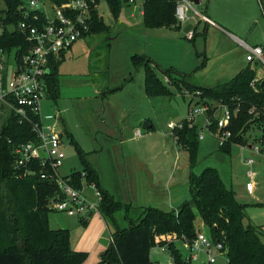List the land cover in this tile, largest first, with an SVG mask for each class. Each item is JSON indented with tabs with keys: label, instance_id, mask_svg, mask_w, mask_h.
<instances>
[{
	"label": "trees",
	"instance_id": "obj_1",
	"mask_svg": "<svg viewBox=\"0 0 264 264\" xmlns=\"http://www.w3.org/2000/svg\"><path fill=\"white\" fill-rule=\"evenodd\" d=\"M20 0H0L8 7V20L20 21L18 12ZM115 19L119 18L128 0H107ZM174 0H146L144 3L143 23L147 28L181 26L175 16ZM4 11L0 7V21L4 20ZM15 13V16H11ZM89 35L109 33L110 27L99 13H93ZM195 37V32H194ZM24 43L18 32L5 30L0 35V49L11 51L18 44ZM131 62L134 69L145 68V91L148 97L170 96L171 89L152 68L153 61L144 55H133ZM62 61L52 64L49 78L50 98H60L58 69ZM164 73L172 84L185 88L189 92H201V99L206 102L222 103L231 108L240 105V111L233 118L230 126V142L219 147L220 152L230 155L234 145L248 144L246 135L251 129H262L264 133V92H256L250 86L255 77L251 66L245 68L232 80L214 88L198 87L173 78L171 70ZM131 74L127 81L131 80ZM182 86V87H181ZM252 108L256 113L251 114ZM182 129L174 130L177 143L188 152L189 185L191 200L185 201L176 210L165 212L155 208H146L137 221H131L129 227L120 228L116 214L124 211L126 218L130 206L117 202L107 191L100 188L96 171L88 164L86 153L71 140L77 154L85 165L83 172H74L69 177L72 184L83 187V181L95 183L102 192L103 201L100 212L111 218L117 226L112 234L114 243L100 256L99 264H150L151 251L158 244V234L173 233L192 240L199 230L196 220L200 218L209 233L224 243L228 249L229 264H264V239L261 229L251 225L245 216V205L239 203L234 192L226 187L219 172L207 168L196 174L199 151V127H189L183 121ZM216 131V125L212 127ZM264 135V134H263ZM32 127L20 124L11 115L2 127L0 134V264H84L88 253L72 248L68 229L53 230L50 225L48 208L50 198L56 193V183L41 180L38 175L18 178L14 169L12 144L34 140ZM264 139V136H263ZM83 173L85 176L83 177ZM84 225L87 220H81ZM160 244L162 241L159 242ZM176 264H187L176 244H172Z\"/></svg>",
	"mask_w": 264,
	"mask_h": 264
},
{
	"label": "rangeland",
	"instance_id": "obj_2",
	"mask_svg": "<svg viewBox=\"0 0 264 264\" xmlns=\"http://www.w3.org/2000/svg\"><path fill=\"white\" fill-rule=\"evenodd\" d=\"M207 3V2H206ZM198 7L199 12H206L207 4ZM140 4L137 6L125 5L119 18L115 19L107 4H103L100 9V15L104 18L107 25L110 27L109 33L91 35L85 41L80 42L79 45H83V48L75 47L73 51L67 52L65 60L59 66L60 74V87H61V99L57 106H62L63 103L68 107L67 115L69 116V122L75 127L77 139L81 142V145L86 146L88 149L91 147V143L86 129L96 131L99 126L104 129L107 128L97 115L94 114L95 109L99 105L98 100L91 99L96 96V90H103V88L109 87L111 89L116 88L119 84L118 79L122 74L126 66H132L130 63V57L134 54H142V48L144 45L143 32L145 26L143 25V16L140 11ZM198 32L195 36V44L193 45L200 52L203 38L205 37L206 27L203 22L199 23L196 27ZM231 46L232 44L226 39L225 42H221L218 33L213 29H210L209 36L206 41L208 46L217 47L218 45ZM214 45V46H212ZM203 48V47H202ZM223 47H221L222 49ZM77 49V50H76ZM91 64V69L90 65ZM94 64V66H92ZM98 66L105 67L104 71H99ZM92 71H98L94 75H91ZM260 74L264 75V71L261 69ZM143 70L136 72V78L132 88L138 89L139 86H143ZM160 77L164 80V75L160 74ZM231 79H227L223 82H209L213 83L211 86H218L224 84ZM117 84V85H116ZM174 95L172 97L151 98V104L147 108V113L150 114L155 131L149 133L147 129H144L145 124L142 123L140 130L143 133L144 139H148L145 146L147 147L146 153L149 155V162L147 163V170L153 171L158 160L161 156L166 155L168 157V163L162 162L165 166L166 174L168 176L165 186L161 185V189L157 193L146 194V192L138 195V201L135 203L133 199V208L129 214V218L132 221H137L141 218L143 208L138 204L144 206H151L163 211L171 212L175 211V205L171 207L173 202V194H180L184 198L183 200H191L190 186L188 175L190 173L189 156L187 150L183 148H176L177 146L173 142V138L170 137L168 125L170 122L178 124L187 118L188 108L190 106V98L182 94L183 92L172 87ZM171 88V89H172ZM107 90V89H106ZM105 90V91H106ZM117 92V91H116ZM94 93V94H93ZM115 92L106 91V99L115 101L114 106L118 107L117 103L121 104L125 100L123 94L118 96H112ZM117 94V93H116ZM120 94V93H119ZM195 103V102H194ZM106 104V103H105ZM56 104L45 100L42 108L43 113L53 114L55 113ZM65 108V107H64ZM50 110V111H48ZM62 110V109H61ZM4 115L0 116L2 120ZM6 121H2L0 126ZM129 120L127 121L128 124ZM201 128V123L198 125ZM108 132L117 135L113 136L114 140L107 147V153L98 157V164L102 169H105L109 165V160L113 155L121 157V146L119 141V132L107 128ZM118 132V133H117ZM148 132V133H147ZM205 138L199 139V151L197 164L194 168L196 174H201L207 168L216 169L222 181L226 187L234 192L236 200L245 205V216L247 221L261 229L262 238L264 239V139L262 129H251L246 135L248 144L242 149L241 146L234 145L231 150V154L227 155L219 150V144L217 140L207 131L204 130ZM131 136H135L132 132ZM141 137V136H138ZM135 136L136 139H140ZM143 139V140H144ZM64 148L66 158L63 166L60 168V174L63 177L70 175L72 172H83L85 165L82 158L75 153L71 146V141L68 136L64 137ZM116 144V153L111 144ZM119 143V145L117 144ZM133 144V146H131ZM141 145L140 142H131L125 144L126 147H131L133 150H137ZM252 146V147H249ZM134 147V148H133ZM257 147V149H255ZM154 155H158V158H154ZM90 159L94 161L93 154L90 155ZM171 161L169 162V160ZM253 158L255 164L252 169L254 171L253 177H249L250 167L245 164V160ZM122 165L124 174L125 164L124 161L115 162V164ZM135 163L129 162V172L132 171L131 166ZM162 171V170H161ZM124 181L127 182V176H124ZM253 181L255 183L254 191L249 193L246 188L247 181ZM177 184H179L177 186ZM87 194L93 195V190L87 187ZM171 190H174L172 193ZM126 193H123L125 196ZM130 195V194H129ZM132 195V194H131ZM130 195V196H131ZM141 202V203H140ZM125 212H119L116 215L118 226L121 228H127L130 225V220L126 219ZM50 224L52 228L62 226L69 230L73 248L77 251H84L88 253V259L84 264H99L100 256L111 245V234L117 229V226L113 223L111 218L95 213L92 217H87L88 224L81 223L79 216H69L65 213H50ZM59 228V227H58ZM196 229L209 233L208 228L202 223V220L198 218L196 220ZM176 236L173 233L158 234L156 239L166 244ZM162 245V244H161ZM182 253H185L181 243H176ZM151 260L153 262H159L160 264H170L171 257L167 251H162L161 248L156 247L151 251ZM218 264H227L226 257L219 256Z\"/></svg>",
	"mask_w": 264,
	"mask_h": 264
},
{
	"label": "built area",
	"instance_id": "obj_3",
	"mask_svg": "<svg viewBox=\"0 0 264 264\" xmlns=\"http://www.w3.org/2000/svg\"><path fill=\"white\" fill-rule=\"evenodd\" d=\"M146 0H128L127 6L140 4L142 16ZM176 5L175 16L179 25L184 27L191 24L192 29L185 33L188 40L194 38V28L203 22L209 26H215L206 14L198 11V7L204 5L207 0H174ZM261 16L264 21V0H257ZM107 0H20L18 12L20 21L8 20L7 5L2 2L4 20L0 21V35L5 30L16 31L24 43L18 44L11 51L0 49V116L2 121L14 115L20 124H29L35 135L34 140L12 144L14 156V169L18 178H27L38 175L41 180L56 183L58 189L50 198L48 208L51 212L65 213L69 216H79L81 220L98 213L103 201L102 192L95 183H84L82 188L72 184V178L63 177L60 168L66 158L64 146V129L59 111L45 115L43 102L50 98L49 78L52 73V64L62 59L74 45L85 41L89 36L93 13L100 15V9ZM109 7V6H108ZM11 16H15L13 13ZM101 16V15H100ZM246 60L255 77L251 81V88L256 92H264V45L246 47ZM191 99L186 121L189 127L198 126L199 139L205 138L204 130H207L223 147L230 142L232 131L228 128L234 117L240 111V105L231 108L222 103L206 102L201 99V92L184 91ZM195 102V103H194ZM251 114L256 113L252 108ZM170 122L168 127L172 131L182 129L184 123ZM0 126V134L3 125ZM216 131H212L213 125ZM137 136L142 135L140 129ZM242 149L245 148L243 145ZM252 147V146H251ZM257 149V147H255ZM250 167L249 177H253L252 169L255 164L253 158L245 160ZM85 174L83 175V177ZM87 187L92 189L93 195H88ZM255 183L249 181L246 184L247 191H254ZM111 244L114 238L111 235ZM162 251H167L171 257L170 264H176L173 243H181L185 253L182 258L187 264H218V257H226L229 264L228 249L220 240H216L210 233L198 231L194 239L189 240L185 236H174L166 244L159 243ZM165 242V240H162ZM153 248V249H154ZM182 252V251H181ZM150 264H160L151 262Z\"/></svg>",
	"mask_w": 264,
	"mask_h": 264
},
{
	"label": "crops",
	"instance_id": "obj_4",
	"mask_svg": "<svg viewBox=\"0 0 264 264\" xmlns=\"http://www.w3.org/2000/svg\"><path fill=\"white\" fill-rule=\"evenodd\" d=\"M206 4V15L212 21H214L216 25L209 26L205 24V37L203 38L200 52L197 50L195 45L190 43V40L185 37L184 28L191 24L185 25L181 30H179L175 27L152 29L147 28L143 23L146 31L143 32L144 45L141 50L142 52H140L142 54L139 55H144L152 59L154 63L152 64V68H154L159 78L165 84H167L170 89L172 87H176V89L183 92V95L184 91H186L184 90L185 88L182 86V88H180L177 84H172L169 77L164 73L165 70H171L173 78L177 79L178 81L184 78L188 83L194 86L214 88V86H211L214 82H223L227 79L232 80L236 75L250 66L246 60V55L248 52L246 47L264 45V21L262 19L257 0H207ZM193 28L195 30L194 32L196 36L198 28ZM210 29H213L216 31V33H218L221 42H225L227 39L232 45L227 47V43L226 45H218L215 48H211V45L208 46L206 41L208 39ZM194 41H196L195 37L191 40V42L195 44ZM75 47L83 48V45H79V43H77L70 51H73ZM221 47L223 48L221 49ZM66 55L67 53L62 56V62L65 60ZM131 57L130 63L132 65ZM89 65L91 69V64L89 63ZM92 66H94V64H92ZM98 68L99 71L105 70V67L103 66H98ZM141 69L144 72L143 86L142 88L139 86L138 89H134L132 88V85L134 84V80L136 78V72ZM96 72L98 71H92L91 75H94ZM131 74L133 75V78L127 81ZM160 74L164 75V80L160 77ZM58 78L60 87L59 70ZM117 79L119 84H116V88L111 89L106 87L101 91L96 90V96L91 97V99L98 100L99 102L94 114L99 117L101 124H104L107 126V128H112L118 131L120 134L119 141L121 146V157L113 155V157L109 160V165L105 169L100 167L97 158L102 156L104 153H107L106 149L108 145L114 140L113 136L117 137V135L108 132L107 128H103V125V127L99 126L96 131L93 130L92 132H89L91 129L88 128L86 129V133L88 134L87 137L89 138L91 147L90 149H88L86 146L83 148L81 142L76 137V133L74 131L75 127L69 122V116L67 115L68 107L63 103H61L62 106H57L61 99V87L60 98L57 101H54L49 97L50 99H47V101L54 102V104H56V111L60 112L61 122L64 129V137L68 136L70 141L73 140L76 142L86 153V160L88 164L96 171L98 175L100 188L104 191H107L117 202H121L124 205H129L131 212L134 203L133 199H135V203H137L138 195H140V193L146 192L145 189L149 191V193H146L148 195L151 193H157L159 189H161L162 184L165 186V184L168 183V176H165L166 171L164 170L166 163H168V157L170 156L166 155L165 152V155L161 156V159L158 160L156 168L149 172L147 170L149 155L146 153L147 147L145 146L148 139H144L143 133L141 137H138L136 132L138 129H140L142 123L144 122L151 125L148 129L149 133L147 132L148 136L151 132L156 130L150 114H148L146 111L149 107V104L152 102L151 98L172 97L174 95L172 90L174 89H171L172 94L170 96L148 97L145 91V68L140 67L136 70L134 69L133 65L126 66L124 71H122V74ZM211 81L213 83H209ZM105 90L109 92H115L111 94L112 96H118L121 94L125 96V100L122 101L121 104L119 102L117 103L119 108L114 106L113 103L115 101H112L111 99L105 102ZM128 120L129 122L127 124ZM132 132L140 139H136L135 136H131ZM169 135L173 138V142L177 146V149L179 147L183 148L177 143V138L173 131H169ZM140 141L141 145L137 147V150H133L131 147L129 148L125 146L126 142L131 143ZM117 144L119 145V143ZM71 146L77 154L72 143ZM111 146L116 153V144L113 143ZM131 146H133V144H131ZM91 154H93L95 157L94 161L90 159ZM153 157L158 158V155H154ZM171 159L172 158H170L169 162ZM120 160L126 163V174H124L122 170V165L120 166L118 163L115 164V162ZM129 162L135 163L134 166H131L132 171L130 172ZM162 162L165 163V166L162 164ZM72 173L70 175H72ZM124 176H127V182L126 180L124 181ZM247 182H249V180ZM84 183L88 184V182L85 180L83 181V184ZM178 185L179 184H177V186ZM171 192L173 193L174 190H171ZM123 193H126V195L123 196ZM129 194L132 195L130 196ZM182 197L183 196L180 194H173V202L171 203V207L175 205V211L182 205V203L186 201H184V198ZM138 205H140L143 210L146 208H155L151 206H144L142 204ZM130 212L128 213L126 219L130 220ZM100 215L102 214L100 213ZM131 221L132 220L129 222ZM52 229L58 230L66 228L57 226V228Z\"/></svg>",
	"mask_w": 264,
	"mask_h": 264
},
{
	"label": "water",
	"instance_id": "obj_5",
	"mask_svg": "<svg viewBox=\"0 0 264 264\" xmlns=\"http://www.w3.org/2000/svg\"><path fill=\"white\" fill-rule=\"evenodd\" d=\"M194 1H195L196 4H199V3H198V0H194ZM191 29H192V26H191V25H188V26H186V27L184 28V32L186 33V32H188V31L191 30ZM150 126H151L150 124L145 123L144 126H143V128L148 130V129L150 128Z\"/></svg>",
	"mask_w": 264,
	"mask_h": 264
}]
</instances>
